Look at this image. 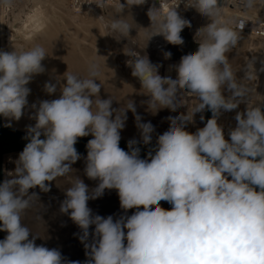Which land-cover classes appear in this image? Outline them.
Returning a JSON list of instances; mask_svg holds the SVG:
<instances>
[{"label": "clouds", "instance_id": "9594fccd", "mask_svg": "<svg viewBox=\"0 0 264 264\" xmlns=\"http://www.w3.org/2000/svg\"><path fill=\"white\" fill-rule=\"evenodd\" d=\"M12 2L0 0V6L10 7ZM92 2L102 9L106 6V0ZM145 3L119 0L113 10L122 14L126 7ZM185 6L210 22L197 32L202 39L195 53L183 55L174 66L175 79L162 77L161 65L147 55L124 50L131 57L126 62L131 75L150 97L142 102L147 111L175 112L187 106L185 92L198 100L185 113L167 117L168 130L157 136L146 158L140 157L138 145L151 144L154 125L142 122L134 101L114 108L112 96L100 98L97 62L89 63L85 77L65 72L59 98L31 105L35 111L29 118L35 124L27 127L24 137L29 142L14 171L7 173L10 178L0 183V231L7 233L0 240V264H81L66 259L57 248L37 245V235L29 238L32 231L23 217L39 200L38 193L29 190L38 186L46 193L50 191L46 182L68 177L82 158L75 144L89 135L93 138L86 145L84 173L98 184L89 189L75 177L59 209L80 229L78 238L87 257L83 264H264V111L247 102L252 92L248 82L256 79L257 71H264V62L256 69L257 58H246L244 76L238 79L240 69L233 68L227 53L238 47L241 35L222 19L218 0H187ZM239 6L253 9L264 6V0H239ZM147 15L148 39L162 36L172 45L184 44L180 33L191 22L175 6L167 12L152 6ZM129 17L112 16L109 34L127 37L134 27ZM47 55L40 45L0 51V116L20 120L31 92L27 85L34 75L45 72L41 62ZM171 55L164 53L166 59ZM57 83L46 82L45 92L54 94ZM246 102V109L236 112V126L226 140L219 118ZM206 109L212 116L205 126L195 133L187 131L194 116ZM128 111L135 117L139 140L130 139L125 151L119 142ZM106 189L117 190L125 213L136 211L116 218L94 214L88 201L102 197ZM161 201L171 208L161 207Z\"/></svg>", "mask_w": 264, "mask_h": 264}, {"label": "rangeland", "instance_id": "374dc122", "mask_svg": "<svg viewBox=\"0 0 264 264\" xmlns=\"http://www.w3.org/2000/svg\"><path fill=\"white\" fill-rule=\"evenodd\" d=\"M235 4H237V5H234V8H236L235 11H237V12L243 11V9L239 6V0H238V2H235ZM37 6L38 7L40 6L39 9ZM112 9L113 8H110L108 10L100 11V12L78 13V12H75L71 8L69 0H58V1L57 0H13L12 5L10 7L1 6V38H2V44H1L2 50L1 51H8V52H11L14 50H16L18 52L19 51H26V50L31 49L32 47L37 46V45L44 47L46 50L47 48L45 47V45H46L45 40H48V38L50 37V34L53 32H57L58 29L60 28V26H62L61 27L62 30L59 29V31H58L61 33V34L59 33L61 38L71 39L72 41L78 40L82 45L84 44L83 46L87 47V49H89L90 51H93V52L102 51V52L111 54L113 57L112 61L115 60L112 65L115 64L114 67L117 69L116 75L122 80L125 79L124 81H126V82H127V80H128V82L130 80L132 81V79L126 78L122 74L120 75L121 70H118V69H120V66L118 65V59L122 58V57L123 58L127 57V55H125V51H124L126 48L133 49V50L139 52L141 55H147L152 63L161 65V67L159 68V74L162 77L163 76H171L173 79H175L176 78V72L174 70V66L177 65L176 62H179V61L176 60L175 58H173L172 56L170 58L166 59L164 56V53L165 52H171L172 49L174 50L175 47H177V46L168 43L162 36H153L150 39H148L149 30L146 31V28H143L142 24L139 23V22H142L144 24V22H145L144 20H146L147 25H149V27H150V23H151L150 19L144 18V17H146L148 10L143 9V8L137 9L135 7H131V8L127 9V7H126L125 10H127V11H124L122 14L128 15V16H129V14H130V16L134 14L131 17L136 21V23L133 22L134 27L130 30L131 34L129 33V35L130 36L132 35L131 37H133V38H131L128 35V38L127 37H119V38H121V40H120V39H117L113 34H109V31H108L109 30L108 25L111 23L112 16L114 18H119L121 15V14L114 13V11ZM39 10H40V12H38ZM129 11H131V12H129ZM247 11L250 13H255V14L260 15V16H264V6H257L256 8L248 9ZM34 12H36L37 15H35ZM125 12H126V14H125ZM65 13H67V14H65ZM131 13H133V14H131ZM40 14H43V15L41 16ZM48 14H50V16H48ZM67 15H68V17H67ZM87 15H88V17H87ZM104 16L106 19L104 18ZM35 17H37L38 19H41L42 22H41V20L39 21ZM33 18H35V19H33ZM79 18H80V20H79ZM183 18L189 19L193 23L192 29L185 27L182 30V32L180 33V35H182L181 37L183 38V40H185L184 43H188V41H189L188 34L191 36H193V34H194L198 40L202 39V35H197V32L201 27L208 24L210 22V20L207 17L202 16L197 11L195 13H186V14H184ZM60 19H61V22H60ZM54 20H55V22H54ZM72 20H73V22H72ZM30 21H31V23H30ZM44 21H46L48 24L46 22L44 23ZM32 22L34 24L33 26L31 25ZM103 22H105L106 24ZM129 22H131V19ZM39 23H41V24H39ZM100 23H101V25H100ZM53 24L55 26L57 25L59 28L56 26L57 27V29H56ZM45 25L47 27H45ZM70 26H72V27H70ZM100 26L102 29L100 28ZM52 27H53V30H52ZM66 30H67V32L65 33L64 31H66ZM62 31L65 33L64 35H62L63 34ZM67 33H69V35ZM240 35H241V39L238 42V47L232 49L229 53H227V56L229 58V61L232 64L233 68L234 69H240L236 73L238 79H240L244 76V70L243 69H244L246 58L251 59L252 57H256L257 63L255 64V67L257 66L258 61H259V58H258L259 51H260L259 49H261V47L263 45L258 39H254L248 34L240 33ZM81 36L83 39H81ZM98 36H99V38H98ZM79 37H80V39H77ZM104 37H107L108 39H106ZM97 38L99 40L101 38L102 40L105 39L108 41H105V40L99 41ZM109 38H110V40H109ZM144 38H145V40H144ZM82 40H83V42H82ZM136 40H137V42H136ZM140 40L142 41V43L140 42ZM149 40L150 41L152 40L151 42H153L154 45L151 46ZM104 41L106 42V45H105ZM115 41H116V43H115ZM102 42H104V44ZM121 42H122V44H119ZM122 45H124V47H126V46L127 47L124 48ZM102 46H105V47L102 48ZM118 47H120V48H118ZM111 49H112V52H111ZM118 49H120V50H118ZM113 53H114V55H113ZM84 54L85 55H83V57H85V58H87L86 56H89V55L92 56L93 55V54L91 55V53H89V55H87L86 53H84ZM43 64H44V61L42 62V65ZM43 74H45V72L41 73V74L34 75L32 80L30 81V83L27 85V87H29L31 89V92H30L29 96L27 97L28 105H30L34 100L33 98L36 97L35 93L39 89L38 86L40 85L39 83L42 80L41 77L43 76ZM127 74H128V76H130V78L133 77L132 75L129 74V72ZM100 80L96 81V83L104 84V82H105V84L102 86H104V88H109L107 79L102 78L101 82H100ZM135 80H137V83H140L138 79L133 78L134 82L132 81L133 82L132 87H133V91H135L134 97L136 99L138 98V100L141 102L147 101L150 97L143 93L142 88H140L139 84H136ZM248 83H249V86L252 88V92L249 95V97L247 98V102L252 103L254 106H258V104L262 103V99H263V95H264V77L259 78L256 74V79L253 81H249ZM137 88H139L140 90L139 89L137 90ZM126 91L128 92L129 90L127 89ZM130 93L131 92H128L127 95L131 96ZM139 93H140V95H139ZM225 95H228V93H225ZM184 98L186 100L185 103L188 107H191L195 103H198L196 96L190 92H185ZM247 102L241 103L236 110L224 113L219 118V122L224 124V125L226 124L227 127L230 129L234 128L236 126V123H237L236 120L234 119L236 112L237 111L243 112L246 109ZM143 105L145 107H143L142 110H140L137 114L141 115L143 112L144 114H142L143 115L142 122H149L150 121L154 125L155 132L153 134L152 140H156L158 135H161L165 131L168 130L169 121L167 120V117L177 116V115H179L181 113H185L187 111V106H185V107L178 108L177 111H175V112H172L167 108H164V109H160L159 112H156L155 114H153L152 112H149L146 110L147 109L146 103L142 104V106ZM28 107L29 106H27L24 109V113L26 112L25 110H27ZM201 115L204 116V112L203 113H197L194 116L193 122L189 123L187 125V128H186L187 131H189L190 133H195L198 128H202L203 121H201V119H200ZM3 120H4L5 124H8L10 122L11 127H15V128L22 129V130H26L29 125L34 126V124H35V120L34 121H27L23 118H20V120H18V121H16V120L10 121L9 118L3 117ZM132 121H126L124 129H122L121 133H120L121 138L139 139V131L136 127L135 120L133 122ZM89 136L92 137L91 135H89ZM19 153L20 152L11 153V154H7L5 156V159H4V162H5V178H10V177H7V173L14 171V169L16 167L15 161L18 159ZM81 157L82 158L80 160L76 161L72 165L73 171H72V173L69 174L68 177H60V178H57L56 180L50 182V191L49 192L45 193V192L40 191L38 186L35 189L29 190V193H32V192L38 193L39 200L37 201L36 205L33 208L26 211V213L23 217V223L26 224L32 231V233L30 234V237H29L30 239H31L32 235H37V239H36L37 245H44L45 240L48 243L49 242L48 239L53 238V243H52V246H53L55 244L56 239H58L60 237L59 236L60 233L62 231H64L61 228L62 226H66L67 229H70L68 231L72 232V227H73L72 223H74V222L69 218V215L62 214L59 210L60 209L59 208L60 203L65 199V190L68 187H70L71 180L74 179L75 177H79L91 189L98 184V180H91L85 175V173H84L85 159L84 158H86V156H81ZM229 179H230V177H229ZM46 183H49V182H46ZM88 206H90V200L88 201ZM67 225H69V226H67ZM6 235H7V233H6Z\"/></svg>", "mask_w": 264, "mask_h": 264}, {"label": "bare ground", "instance_id": "6f19581e", "mask_svg": "<svg viewBox=\"0 0 264 264\" xmlns=\"http://www.w3.org/2000/svg\"><path fill=\"white\" fill-rule=\"evenodd\" d=\"M58 1V0H57ZM56 2V1H55ZM235 5H237V4H235ZM51 6V5H50ZM38 7V6H37ZM40 7V6H39ZM39 7H38V9H39ZM62 7V6H61ZM52 8V7H51ZM54 9V8H53ZM70 9V8H69ZM126 9V8H125ZM128 9V8H127ZM137 9H139V8H137ZM143 9H145V8H143ZM147 10H148V8H146ZM236 8H234V10H235ZM49 10V9H48ZM68 10V9H67ZM113 10V9H112ZM114 11V10H113ZM124 11H127V10H124ZM133 11V10H132ZM38 12H40V10L38 11ZM37 12V13H38ZM48 12V11H47ZM62 12V11H61ZM129 12H131V11H129ZM35 13V15H37L36 14V12H34ZM60 13V12H59ZM65 14H67V13H65ZM93 14V13H92ZM125 14H126V12H125ZM131 14H133V13H131ZM41 16L43 15V14H40ZM121 15H123V14H121ZM134 15V14H133ZM133 15H131V16H133ZM48 16H50V14H48ZM64 16V15H63ZM123 16H128V15H123ZM129 16H130V14H129ZM130 16V17H131ZM145 16V15H144ZM33 17V16H32ZM60 17V16H59ZM67 17H68V15H67ZM87 17H88V15H87ZM129 17V21H130V19H132V23L134 22V23H136V21L131 17L130 18ZM35 18H37V17H35ZM35 18H33V19H35ZM41 18V17H40ZM44 18V17H43ZM51 18V17H50ZM55 18V17H54ZM53 18V19H54ZM83 18V17H82ZM92 18V17H91ZM104 18H105V16H104ZM110 18V17H109ZM139 18V17H138ZM142 18V17H141ZM145 19L146 18H148L149 19V17H148V15H146V17H144ZM38 19V18H37ZM36 19V20H37ZM49 19V18H48ZM100 19V18H99ZM103 19V18H102ZM106 19V18H105ZM39 21L41 20V19H38ZM56 20V19H55ZM55 20H54V22H55ZM58 20V19H57ZM69 20V19H68ZM79 20H80V18H79ZM97 20V19H96ZM35 21V20H34ZM110 21V20H109ZM145 22H144V24L142 23V22H139V23H141L142 24V26H143V28H146V31H147V29L149 28V25H147V22H146V20H144ZM41 22H42V20H41ZM46 21H44V23H45ZM57 22V21H56ZM60 22H61V19H60ZM68 22V21H67ZM72 22H73V20H72ZM80 22V21H79ZM30 23H31V21H30ZM29 23V24H30ZM38 23V22H37ZM47 23V22H46ZM103 23H105V22H103ZM146 23V24H145ZM39 24H41V23H39ZM48 24V23H47ZM50 24V23H49ZM52 24V23H51ZM62 24V23H61ZM79 24V23H78ZM106 24V23H105ZM140 24V25H141ZM32 26L34 25L33 24V22H32V24H31ZM54 25V24H53ZM100 25H101V23H100ZM104 25V24H103ZM136 25V24H135ZM39 26V25H38ZM43 26V25H42ZM55 26V25H54ZM57 26V25H56ZM55 26V28L57 29V27ZM81 26V25H80ZM25 27V26H24ZM45 27H47L46 25H45ZM61 27L62 26H60V28L59 29H61ZM70 27H72V26H70ZM88 27V26H87ZM32 28V27H31ZM100 28H101V26H100ZM45 29V28H44ZM59 29H58V31H59ZM102 29V28H101ZM43 30V29H42ZM52 30H53V27H52ZM62 30V29H61ZM65 30V29H64ZM74 30V29H73ZM72 30V31H73ZM76 30V29H75ZM55 31V30H54ZM53 32V33H51L50 34V37L48 38V40H45L46 42V45H45V47L47 48L46 50V52H47V56H46V58L43 60L44 61V64H43V66L45 67V74H43V76L41 77L42 78V80H41V82L39 83L40 85L38 86V91H36V97L35 98H33L34 100H33V102L30 104V105H28L29 107H28V109L27 110H25L26 112L22 115V117L21 118H23V119H25V120H27V121H34L33 119H30L29 117L31 116V115H33V113H34V109H32L31 108V105L33 104V103H36L37 105H38V103H39V101H42V100H51V99H56V98H59V96L61 95V92H60V86L62 85V84H65L66 83V80H64L63 79V75H64V73L65 72H71V73H73V74H76V75H79V76H81V77H85L86 75H87V68H88V65H89V63L90 62H97L100 66H101V75L97 78L98 80H102V78H104V79H107L108 80V87L109 88H104V86H101V90H100V98L101 99H108L110 96H112L114 99H113V107L114 108H120V107H122V106H124L126 103H127V101H129V100H132V101H134L135 102V105H136V112L138 113L140 110H142V108L143 107H145L144 105L142 106V104H144V103H142L141 101H139L138 100V98L136 99L135 97H134V93H135V91H133V78H136V77H132V78H130V76H128V72H129V74L131 75V71H132V69L127 65V61L131 58V57H129V56H127V57H125V58H119L118 59V65L120 66V69H118V70H121V73H120V75L122 74L123 76H125L126 78H129V79H132V81L129 83L128 82V80H127V82L126 81H124V80H122V79H120L117 75H116V68L114 67V65H112L113 63H114V61H112L113 59V57H112V55L111 54H108V53H105V52H102V51H100V52H93V51H90L89 49H87V47H85V46H83L78 40H71V39H64V38H61V36H60V32ZM71 31V30H70ZM109 31V30H108ZM63 32V31H62ZM65 33L67 32V30L66 31H64ZM63 32V34L62 35H64L65 33ZM78 32V31H77ZM60 33V34H59ZM75 33V32H74ZM130 33V32H129ZM47 34V33H46ZM68 35H69V33H67ZM81 34V33H80ZM98 34V33H97ZM131 34V33H130ZM134 34V33H133ZM79 35V34H78ZM105 35V34H104ZM80 36V35H79ZM103 36V35H102ZM130 36V35H129ZM132 36V35H131ZM130 36V37H131ZM182 36V35H181ZM191 35H189L188 34V38H189V41H188V43H187V45H188V47L189 48H191V49H193V48H195V46L191 43V41H190V39H191V37H190ZM33 37V36H32ZM63 37V36H62ZM72 37V36H71ZM101 37V36H100ZM184 37V36H183ZM46 38V39H47ZM69 38V37H68ZM75 38V37H74ZM98 38H99V36H98ZM97 38V39H98ZM103 38V37H102ZM104 38H106V39H108L107 37H104ZM127 38H128V36H127ZM131 38H133V37H131ZM185 38V37H184ZM77 39H80V37L79 38H77ZM81 39H83L82 38V36H81ZM86 39V38H85ZM120 40H121V38H119ZM130 39V38H129ZM44 40V39H43ZM95 40V39H94ZM99 40V39H98ZM103 40H105V39H103ZM101 38H100V40L99 41H103ZM109 40H110V38H109ZM144 40H145V38H144ZM96 41V40H95ZM105 41H108V40H105ZM104 41V42H105ZM152 41V40H151ZM185 41V40H184ZM40 42V41H39ZM82 42H83V40H82ZM104 42H102L103 44H104ZM120 42V41H119ZM136 42H137V40H136ZM140 42L142 43V41L140 40ZM98 43V42H97ZM115 43H116V41H115ZM118 43V42H117ZM155 43V42H154ZM160 43V42H159ZM162 43V42H161ZM43 44V43H42ZM99 44V43H98ZM102 44V45H103ZM119 44H122V42L121 43H119ZM125 44V43H124ZM97 45V44H96ZM105 45H106V42H105ZM111 45V44H110ZM113 45V44H112ZM126 45V44H125ZM138 45V44H137ZM152 45H154V44H152ZM160 45V44H159ZM123 47H124V45H122ZM175 46H177V47H175V49L173 50L172 49V51H171V53H172V57L173 58H175L176 59V57L178 56V50L180 51L181 50V46L182 45H175ZM103 47H105V46H102V48ZM127 47V46H126ZM126 47H124V48H126ZM112 48V47H111ZM117 48V47H116ZM118 48H120V47H118ZM180 48V49H179ZM45 49V48H44ZM122 49V48H121ZM118 50H120V49H118ZM111 52H112V49H111ZM142 52V51H141ZM83 53V54H82ZM84 53H86L87 55H89V53H91V55L92 56H86L87 58H85V57H83V55H85ZM113 55H114V53H113ZM42 61V62H43ZM41 62V63H42ZM119 75V74H118ZM39 77V76H38ZM121 77V76H120ZM40 78V77H39ZM137 79V78H136ZM57 80H59V83H57ZM97 80V81H98ZM101 80H100V82H101ZM52 82V83H57V91L54 93V94H52V95H49V94H47L46 92H45V90H44V85H45V83L46 82ZM105 81V80H104ZM103 81V82H104ZM135 82H136V84H139V86H140V88H141V84L140 83H137V80H135ZM107 83V82H106ZM98 84H100V83H98ZM104 84H105V82H104ZM104 84H102V85H104ZM36 86V85H35ZM138 86V87H139ZM107 87V86H106ZM129 90L128 92H131L130 93V95L131 96H128L127 94H128V92L126 91V90ZM139 88H137V90H138ZM140 90V89H139ZM137 93V92H136ZM138 94V93H137ZM136 95V94H135ZM139 95H140V93H139ZM186 97V96H185ZM141 98V97H140ZM139 98V99H140ZM32 99V98H31ZM188 99V98H187ZM263 100V99H262ZM186 101V100H185ZM190 101V100H189ZM262 104V103H261ZM261 104H258V106H260L261 107ZM147 105V104H146ZM159 112V111H158ZM141 113V112H140ZM142 114H144L143 112H142ZM140 115L141 117H143V115ZM163 114V113H162ZM147 115V114H146ZM134 121L135 120V117H134V115H133V113L131 112V111H128L127 112V121ZM132 121V122H133ZM50 183V182H49ZM96 186H94L93 188H95ZM39 188V187H38ZM92 188V189H93ZM89 189H91V188H89ZM106 195H109V196H118V194H117V190H115V189H111V190H108V189H106L105 190V192H104V194H103V196L102 197H100V198H97L96 199V202L94 201V203L92 202L91 204H90V208L93 210V213L94 214H99V215H101V216H103L102 214H101V212H100V210L99 209H101L100 208V206L102 205V202H103V200H104V198H105V196ZM100 199V200H99ZM60 208V207H59ZM123 211V212H120V211ZM140 210H142V206H141V209ZM136 211V209H129V210H127V212L125 213V211L123 210V209H121L120 208V206H118V205H114V206H111L110 208H109V210H108V212L106 213V214H104V217H107L108 215H113V216H116V215H118V214H121V213H124V215H131V214H133L134 212ZM72 225H73V227H72V232L75 230H77V232H80V229L78 228V226L75 224V223H72ZM91 229H94V227H90V229L89 230H91Z\"/></svg>", "mask_w": 264, "mask_h": 264}, {"label": "water", "instance_id": "95a60500", "mask_svg": "<svg viewBox=\"0 0 264 264\" xmlns=\"http://www.w3.org/2000/svg\"><path fill=\"white\" fill-rule=\"evenodd\" d=\"M219 5L222 6L224 0H218ZM189 20V19H187ZM191 22V27L192 29V21ZM191 43L195 46V48L191 49L188 47L187 43H184L181 46V50H178V56L176 57V60L180 61L181 57L185 54L188 53H195V51L199 47L198 39L193 36L190 39ZM151 46L153 42L149 40ZM2 44V38H1V6H0V51L2 50L1 47ZM180 49V48H179ZM261 110L264 111V95H263V100L261 104ZM212 113L208 111L207 109L204 111V120H203V125L202 127L205 126L207 119L211 118ZM6 124L4 123L3 116H0V183H2L5 179V156L7 154L11 153H17V152H22L25 145L29 142L28 140L24 139L26 136V130L18 129L15 127H7L5 126ZM43 138V136L41 137ZM93 137L90 136H85V137H79L77 143L75 144V148L77 149L78 153L81 154V156H87V148L86 145L90 139ZM130 139L128 138H121L119 142V146L124 149L125 151H128V141ZM139 140V139H137ZM156 144V140H152L150 145H143L139 144L138 146L141 148L140 152V157L146 158L147 153L151 148H154ZM98 200V199H97ZM100 200V199H99ZM95 200H90V204ZM118 205L120 206V201H119V196H109L106 195L102 205L100 206L101 209L100 212L104 216L109 210L111 206ZM161 207L165 209H170L171 205L168 204L165 201H161ZM120 212H123L122 210ZM120 215H124V213L118 214L114 216V218L119 217ZM70 225V224H69ZM67 225V226H69ZM94 227V226H92ZM64 231L60 233V237L56 239L55 244L52 246L53 243V238L48 239L49 242L47 243L46 240L44 241V246L48 248H57L63 257H65L68 260L72 261H80L81 264L87 259L85 256V248L84 245L80 242L78 238V234L80 232H77V230L73 232H69L66 226L61 227ZM90 232L93 231V229L89 230ZM6 236V232L0 231V240H3Z\"/></svg>", "mask_w": 264, "mask_h": 264}, {"label": "built area", "instance_id": "2783aa9c", "mask_svg": "<svg viewBox=\"0 0 264 264\" xmlns=\"http://www.w3.org/2000/svg\"><path fill=\"white\" fill-rule=\"evenodd\" d=\"M71 8L78 13L88 12H100L113 8L114 5L118 4L119 0H106V6L104 9L98 7L92 0H69ZM92 2V3H91ZM99 2V0H97ZM121 3H125L126 0H120ZM235 2L238 0H224L222 4L223 20L229 21V25L239 30L240 33L248 34L254 39H258L263 45L259 49V61L256 69H260L261 62H264V16L250 13L247 10L237 12L234 10ZM187 0H146L143 5H133L135 8H150L155 6L156 8L162 7L164 12H167L170 7L175 6L177 12L183 17L186 13H195L194 8H186ZM196 37V36H195ZM180 62V61H179ZM179 62H176L177 64ZM257 76L264 77V71H257ZM218 124L224 128L225 139H229L230 128L227 125L222 124L218 120Z\"/></svg>", "mask_w": 264, "mask_h": 264}]
</instances>
